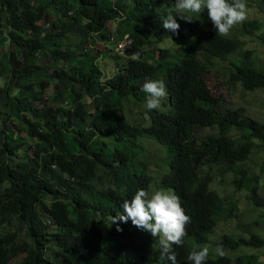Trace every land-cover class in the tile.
<instances>
[{
  "label": "trees",
  "instance_id": "16d2710c",
  "mask_svg": "<svg viewBox=\"0 0 264 264\" xmlns=\"http://www.w3.org/2000/svg\"><path fill=\"white\" fill-rule=\"evenodd\" d=\"M169 10L176 15L175 0H0V264H12L20 253L26 256L16 264H171L131 220L120 223V232L111 224L123 200L152 180L144 167L135 174L127 166L126 151L117 146L125 135L153 137L174 152L161 183L185 203L198 243L214 232L228 201L211 184L244 192L251 206L264 208V159L250 169L259 173L246 168L255 147V158L264 153V125L242 110L222 112L205 80L208 59L234 58L242 65L215 76L248 91L264 89V70L246 61L257 57L249 46L257 50L264 41L256 35L262 24L247 12L225 37L204 10L192 13L191 22L176 15L177 35L160 21ZM112 23L115 36L129 35L143 56L97 51V42L113 35ZM173 37L181 38L173 45H180L182 59L175 50L160 49L158 57L148 51ZM146 79L164 81L166 109L144 113L147 123L130 124L122 110L132 101L144 107ZM55 85L56 106L39 109ZM196 128L218 133L201 139ZM258 233L225 236L221 243L227 250H264V228ZM188 252L184 244V260ZM257 260L225 255L210 264Z\"/></svg>",
  "mask_w": 264,
  "mask_h": 264
},
{
  "label": "clouds",
  "instance_id": "9594fccd",
  "mask_svg": "<svg viewBox=\"0 0 264 264\" xmlns=\"http://www.w3.org/2000/svg\"><path fill=\"white\" fill-rule=\"evenodd\" d=\"M260 2L261 7H263L264 0H260ZM254 8L255 3L253 0H232L231 4L228 2V0H175V14L179 15L181 19L185 20L186 22H191L193 20L191 16L192 13L200 14L202 11L207 10L216 33L222 34L224 36L226 34L231 36L234 32V26L236 24L242 25V22L247 19V12H250L253 16L257 17H260L264 13V11H261L260 8V15H254ZM176 15L173 14L172 10H169L168 14L160 20L167 33L172 32L178 35L180 25L177 23ZM254 19L260 20L261 24L264 23L263 18ZM182 33L185 35L183 30ZM256 35H264V29L262 28V25H260ZM180 39L181 38L173 37V39H165L164 41L167 40L173 44L174 41ZM164 41L160 45H157L155 48L149 49L148 51L155 52L157 57L159 56L160 49L167 50L169 53L171 48ZM107 43L110 45V48L108 47V49L113 50V52L119 56L129 57V55H132L134 59H138V56H143L139 49L134 48V40L129 35L122 36L120 39L117 38V36L112 35ZM176 46L179 49L181 48L179 47L180 45ZM177 58L181 59L182 56L180 55ZM199 58L202 59L203 57L200 56ZM144 59L147 58L144 57ZM211 59L212 58L208 59V62ZM141 90L147 94L144 107L141 108L135 103L133 104L138 107L139 111L140 120H138L137 123H147L145 121L144 113L145 116H147V113H150L152 110L163 111L166 108L167 89L162 79H146ZM129 123L133 124L134 122ZM197 130L199 131L200 129ZM214 130L216 131L217 129L214 128ZM216 132L218 133V130ZM143 139H151L152 141H150L157 146H163L159 144V142H157L153 137L150 138L148 136H143L137 140H134L132 139V135H125V143L121 144V147L124 148L119 149L126 151L125 154L127 155L128 159L125 162L127 166H129L130 169L135 172V174L138 173L133 170V167L137 165L134 159L143 152L142 146L138 144V142ZM129 142L132 143L134 150L128 146ZM197 143L202 145L200 141ZM126 145L127 147L125 148ZM167 151L170 152L168 149ZM170 153H172L175 157L174 152L171 151ZM131 162H133V166H130ZM142 167L143 166H141V168ZM164 175L165 174L161 175V178H163ZM147 189H149L148 185L144 187V189H138L131 199H124L122 202L123 212L116 214L115 216L111 215L110 220L112 225H116V230L118 232L123 231V229L120 227V223H127L129 220H131L132 225L138 230H141L143 234L148 232L153 237H158L156 245L152 246V249L160 251L159 255L160 259L162 260L171 261V264H177L178 257L182 264H210L218 260L220 257L225 255L227 256V251H235L227 250V248L223 247L221 241L225 236L232 235L236 237L237 235L239 238L244 236L233 233H224L220 238L214 240V236L211 238L212 235H215L214 230V232L208 234L206 242L198 243L192 237L194 228L190 223L191 218L185 214L188 209L184 202L181 205L180 198L175 194L174 190L161 189L149 192L146 191ZM186 203L189 205L187 199ZM227 203L228 201L226 202L224 213L228 211L229 215H231L232 210L230 209L232 208L233 203L229 201L230 206H227ZM227 208L229 209L227 210ZM235 209L236 207L234 210ZM257 210H260L262 213L259 216L264 217V208H258ZM47 223L50 225V222L47 221ZM218 226L216 228H218ZM252 233L254 232H250L249 236L245 237H250ZM189 238H193V243L196 245L195 249H191L189 245L191 241L188 240ZM184 244H186L189 248V252L186 254L185 260L182 254V246Z\"/></svg>",
  "mask_w": 264,
  "mask_h": 264
},
{
  "label": "rangeland",
  "instance_id": "374dc122",
  "mask_svg": "<svg viewBox=\"0 0 264 264\" xmlns=\"http://www.w3.org/2000/svg\"><path fill=\"white\" fill-rule=\"evenodd\" d=\"M253 1L255 3L254 15H260V8L261 11H264V6L261 7L260 0H253ZM253 18L264 19V13L260 17L253 16ZM109 28L112 29L113 35L117 34L115 33L116 28L113 26V23L110 25ZM262 28L264 29V23L262 24ZM225 36L228 35L226 34ZM164 42H166L167 45L170 48H172L171 52L175 50L176 52L175 55L177 57L180 56V49L177 48V46H174L170 41L167 40ZM260 44L261 46L256 47L257 50H255L253 46L251 45L249 46L250 48H252L254 51L257 52V57L255 58L253 55H251L249 59L246 61H251L258 68L264 70V41L260 42ZM108 47L110 48V45L106 41L97 42L96 44V49L99 52L110 51ZM247 50L249 49L243 48V51H247ZM1 52L2 50H0V58H1ZM99 62L102 64L101 58ZM209 62L212 65V69L205 74V80L209 89L212 90L213 94L220 99L219 103H220L221 111L226 113L229 110H242L241 112L243 115H245L246 117L250 118L253 121H256L257 123L264 125V89L248 91L240 87L239 85L227 84L224 77L215 76L216 71H219L226 76L230 75L232 64L237 63V65L240 66L242 65L241 62L234 58L229 61H220L217 59H211ZM53 66L56 67L55 65ZM54 90H57L56 85L51 86L46 90L42 103L37 104V107L39 109H42L45 103L51 106H56V104L52 102L53 99L52 96ZM130 101L132 100L130 99ZM88 102L90 101L88 100ZM132 103L130 102L125 104V107L122 110V115L126 118L128 122H137L138 120H140L138 107ZM216 131L214 129H204V130L196 131L194 134L196 137L203 139L206 136H217ZM231 135L234 137L240 136V134H237L236 131H233ZM22 137H27V134L26 133L23 134ZM148 139H143L138 142V144L142 146L143 152L134 159L137 165L133 167V170L139 173L142 170V168L141 167L139 168L138 165L143 166L145 169L147 168V174L153 177L152 182L148 185L149 189H147L146 191L151 192L153 190L172 189L168 186L162 185L160 178L161 175L170 171V166L173 160V154L168 152L165 147L160 145H158L159 146L158 147L156 144L151 142L152 141L151 139H150L151 141ZM131 142L128 143V146H130L131 149L134 150ZM30 144H32V142H30ZM117 146L119 147V149L124 148L121 147V144L120 145L117 144ZM126 147L127 145L125 146V148ZM257 152H259L258 148L255 147L254 150L252 151V155L250 156V160L246 163L247 169L249 170L253 169V167H257L263 162L264 153L262 152L261 156L257 159L255 158V153ZM130 166H133V162H131ZM250 171L254 172V174L259 173L256 170H250ZM212 173L213 174L216 173V170H214ZM211 188L216 191H219L220 193L221 191H225L228 199L227 206H230L229 201L236 206V210L231 215H229L228 211H226L222 215V221L219 223L218 228L215 229L214 232L215 235H212L211 238L214 236V240H217L224 233H233V234L249 236L250 232L258 233V230L260 228H264V218L263 219L259 218V215L262 214L261 211L257 210L253 205L252 206L250 205L248 200L245 198L244 192L237 193L234 188H229L226 191L224 188L220 187L219 185H214V184H211ZM260 194L264 197V188L260 190ZM228 209L229 208H227V210ZM46 220L47 218H44L45 222ZM145 234L150 239V246L151 247L155 246L158 237H153L148 232H145ZM0 236H3L1 232H0ZM22 238L25 240L26 243H28L27 239H25L24 237ZM188 240L191 241L189 243L191 249H195L196 245L193 243V238H189ZM226 254L229 256L233 255L235 257L246 254H252L253 256L255 255L258 258L256 264H264V250H256L254 248H247L246 246H241L236 251H227ZM25 256L26 255L24 253H20L19 256L12 261V264L18 263Z\"/></svg>",
  "mask_w": 264,
  "mask_h": 264
}]
</instances>
